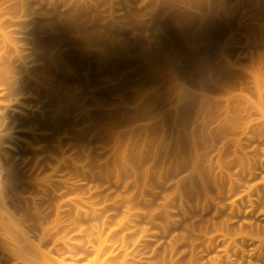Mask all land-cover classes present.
Listing matches in <instances>:
<instances>
[{
  "label": "bare ground",
  "instance_id": "1",
  "mask_svg": "<svg viewBox=\"0 0 264 264\" xmlns=\"http://www.w3.org/2000/svg\"><path fill=\"white\" fill-rule=\"evenodd\" d=\"M153 1L150 19L126 8L128 18L120 24L100 12L116 0H0V264H142L130 258L125 236L116 246L114 232L105 235V219L87 233L89 241L95 239L93 246L88 243L92 254L80 259L73 254L81 244L73 236L72 243L69 234L81 238L86 232L78 220L98 217L97 207L109 202L95 201L101 186L84 180H119L131 172L140 189L142 182L146 187L186 170L175 184L182 201L207 194L224 179L206 168L200 149L227 137L230 94L237 87L252 85L261 99L259 64L260 75L253 67L250 82L234 72L232 33L241 22L233 21L228 0ZM262 3L261 25L251 26L246 38L254 47L243 49L254 64L258 56L264 60ZM172 6L180 14L175 21L166 17ZM130 27L132 38L125 35ZM219 116L213 132L195 127L197 120L206 126ZM89 137L98 138L97 149L109 148L111 156H95ZM260 188L264 191L263 178ZM26 189L49 200L50 220L28 205ZM70 221L77 225L71 232ZM249 226L264 234V227ZM258 242L255 255L261 261L264 239ZM176 263L166 254L156 260Z\"/></svg>",
  "mask_w": 264,
  "mask_h": 264
},
{
  "label": "rangeland",
  "instance_id": "2",
  "mask_svg": "<svg viewBox=\"0 0 264 264\" xmlns=\"http://www.w3.org/2000/svg\"><path fill=\"white\" fill-rule=\"evenodd\" d=\"M228 1L232 9L234 7L233 12L235 14L233 13L232 16L233 18L235 16L236 19L234 18L233 21L236 24L241 22V25H235L234 33H232L233 37L235 36L232 38L234 39L232 45L234 44L235 52L231 59L234 64L238 65L234 67V72L245 77V79L248 78L249 81L253 79L251 75L259 73L260 67L261 76H259L260 73L258 76L263 77L262 82H264L263 58L256 57L258 63L255 62L254 64L251 57L246 55L243 50H249L247 49L248 46L251 49L254 47L247 43L246 38L250 39L252 36L251 26L258 27L261 25L262 15L260 16V14L263 12L262 2L264 1L246 0L247 3L243 0ZM119 2L120 0H116V4H113L112 8L108 5L102 6L100 12L102 11L101 15L106 18V21H109L113 16L117 22L124 23L130 10L132 13L140 15V19L144 21L150 19L155 13L151 0H128V4L123 3L124 1ZM59 7H62L58 9L59 13L62 10L65 11L63 6L60 5ZM45 8H48L47 4ZM169 9L166 17H171L170 19L175 21L180 15H178L177 7L172 6ZM249 15L252 19L251 17L248 19ZM256 19L259 20L260 24ZM173 25L175 26L174 22ZM172 26V29L175 28ZM127 29L125 35L132 38L131 27ZM150 33L151 37L154 38L155 31ZM253 67H256L255 70L258 68L256 73ZM261 86V99L252 85L245 86L243 91L237 87L230 94V131L227 133L228 138H219L213 145L212 142L208 141L209 144L206 142L201 147L200 152L204 163H206V168L214 174L213 176L224 175V179L220 177L219 180L217 178L219 180L217 186L208 187L207 194H200L193 196V199L186 198L182 201L178 198L179 196L175 193V184L178 179L188 174L186 170L180 171L179 174L173 173L169 176H163L161 181L155 180L146 187L143 186V182L139 183L140 189H136L134 186L131 172L122 175L119 180L113 177L103 181L90 177L84 180V183L89 186H101V193L94 197L95 201L101 203L107 198L109 202L107 201V204H100L97 207L99 209L98 217L91 215L87 218L81 217L78 220L77 225L84 228L86 232L82 233L81 238L78 232L69 234V236L71 235L70 238L73 236L76 243L79 242L83 247L71 249L74 251L73 254L82 258H88L92 254L93 249L90 248L89 244L95 243V239L91 240L92 242L89 241L87 233L98 225L97 223L100 224L102 219H105L107 221L105 235L110 231L114 232L110 234L112 236L110 238L114 244L116 243V246L120 245V240L125 236L128 251L131 253L130 258H136L135 260L141 261L142 264H156V260L162 258L164 254L168 259L173 256L174 261H179L178 264H264V259L260 261L255 255L259 251L258 244L260 242L258 240L264 239V234H257L256 229L249 226L250 223H253L264 227V191L261 188L257 190V184L262 182V178L264 179V85ZM222 117L219 116L210 120L206 126L202 121L197 120L195 127L197 130L205 127V129L214 131L221 123ZM86 142L98 158L105 159V157L111 156V152L108 153L109 148L102 151L97 149L100 142L98 138L89 137L86 138ZM223 142L225 149L219 153L218 147L224 145ZM175 156L173 155L169 159H173ZM75 157L81 159L79 156ZM218 158L223 163L220 160L217 163ZM219 163L222 164V168L218 167ZM79 179H83V177L79 176ZM187 181L188 179L184 181L185 184H188L189 181ZM26 190H24L26 191L24 197L27 196L25 199L29 198L28 205L38 207L37 210H40L41 214L43 213L47 220H50L52 218L51 210L50 208V211L47 209L50 204L49 200L44 199L45 196L38 198L39 195H36L35 190H33L34 193L30 191L31 189ZM128 196L130 198L135 197L132 205H130V208L133 206L131 210L128 209L127 201H130ZM44 216L43 218H45ZM63 217L65 216L63 215ZM66 219L68 218L65 217V221ZM71 221L68 225L70 231L67 229L69 232L71 229L73 230V227L76 228V224L72 225ZM65 226L67 225L65 224ZM71 239L72 241H70L74 243L73 238ZM57 248L61 254L66 249L61 246ZM64 256L69 255L66 253Z\"/></svg>",
  "mask_w": 264,
  "mask_h": 264
}]
</instances>
